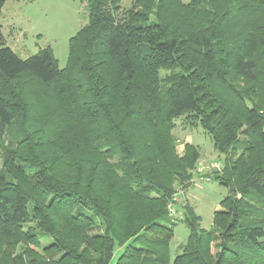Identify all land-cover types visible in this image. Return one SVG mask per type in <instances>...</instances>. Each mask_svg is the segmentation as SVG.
Listing matches in <instances>:
<instances>
[{
    "label": "trees",
    "instance_id": "obj_1",
    "mask_svg": "<svg viewBox=\"0 0 264 264\" xmlns=\"http://www.w3.org/2000/svg\"><path fill=\"white\" fill-rule=\"evenodd\" d=\"M85 1L64 67L51 46L21 57L0 23V264H110L117 248L115 264H264V0ZM30 91L58 102L39 126ZM179 118L240 154L215 176L228 193L210 229L182 206L173 255L170 206L200 157L178 152Z\"/></svg>",
    "mask_w": 264,
    "mask_h": 264
},
{
    "label": "rangeland",
    "instance_id": "obj_2",
    "mask_svg": "<svg viewBox=\"0 0 264 264\" xmlns=\"http://www.w3.org/2000/svg\"><path fill=\"white\" fill-rule=\"evenodd\" d=\"M180 1L189 3L191 0ZM133 3L134 0H122L121 5L123 8H129ZM171 11L176 14L173 16L172 24H176L178 28H181L184 24V14L177 8H171ZM148 17L152 18L153 16L149 15ZM88 21L89 10L85 0H6L0 16L2 32L7 45L11 46L16 53L26 58L37 53L40 49L51 46L61 67H64L67 63L70 38ZM261 35H264V33H261ZM26 78L24 77L25 80H27ZM233 85L238 90H244L245 94L251 92L252 83L243 77L236 79ZM216 91L220 92V90L214 88V92L210 90V94L215 96ZM222 92L224 91L222 90ZM255 98L264 107V93L260 92V95ZM27 99L32 102V111L37 112L38 126L44 124L46 112L52 107V104H58L57 101L38 99L34 91L28 93ZM21 114L22 112L18 110L15 116L18 118V116H22ZM176 122V127L172 130V136L178 152L181 154L185 150V145L190 143L198 148L200 157L194 169L193 184L189 188L178 187L181 190L179 194L183 196V200L176 211L181 220L175 225L174 236L171 239L173 255L176 250L179 251V248L185 246L184 244L190 233L184 221L182 206L187 205L192 208L196 214L200 215L201 226L210 229L213 223V214L221 208V200L228 193V188L216 180V177L224 175L223 169L227 163V158L235 160L240 154V150L233 151V148L220 152L212 137L205 133L201 127L187 125L182 118H179ZM18 124L20 123L15 124L14 129L18 127ZM245 128V125H241L239 131L240 142L248 140L247 135L244 134ZM39 137L40 135L37 134L36 138L39 139ZM2 143L0 136V152ZM214 162H218L219 166L217 168L212 166ZM2 166L0 156V170ZM204 178H208V180ZM42 242L45 241L42 240ZM119 254L120 248H117L110 264H115Z\"/></svg>",
    "mask_w": 264,
    "mask_h": 264
},
{
    "label": "built area",
    "instance_id": "obj_3",
    "mask_svg": "<svg viewBox=\"0 0 264 264\" xmlns=\"http://www.w3.org/2000/svg\"><path fill=\"white\" fill-rule=\"evenodd\" d=\"M212 166L215 167V168H217V167L219 166V164H218V162H214V163L212 164ZM202 178H203V177H202ZM204 179H207V180H208V178H204ZM182 200H183V196L180 195V194H177V195L174 197V203H173V204H175V202L181 203ZM173 204H171V206H170V210L172 211L173 214H176V211H177V210H176V208H175V205H173Z\"/></svg>",
    "mask_w": 264,
    "mask_h": 264
}]
</instances>
